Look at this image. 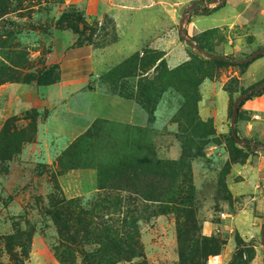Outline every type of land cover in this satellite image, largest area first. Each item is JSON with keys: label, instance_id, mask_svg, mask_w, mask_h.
Returning a JSON list of instances; mask_svg holds the SVG:
<instances>
[{"label": "rangeland", "instance_id": "obj_1", "mask_svg": "<svg viewBox=\"0 0 264 264\" xmlns=\"http://www.w3.org/2000/svg\"><path fill=\"white\" fill-rule=\"evenodd\" d=\"M193 1L0 0V85L69 69L80 84L57 102L0 86V264H59L60 245L79 260L107 229L148 264H264V92L238 102V140L229 129L234 98L264 83V50L213 57L264 49V0L196 3L224 2L208 15ZM65 47L81 51L52 61ZM140 79L152 103L133 122L86 111L89 91L132 95ZM204 238L211 254H193Z\"/></svg>", "mask_w": 264, "mask_h": 264}, {"label": "trees", "instance_id": "obj_2", "mask_svg": "<svg viewBox=\"0 0 264 264\" xmlns=\"http://www.w3.org/2000/svg\"><path fill=\"white\" fill-rule=\"evenodd\" d=\"M201 0H195L192 2L190 8H189V12L191 15H208L216 10H218L219 8H221L224 5V2L221 1L219 3H217L216 5L207 8V7H200L199 5H197L196 3L200 2ZM259 56V55H258ZM254 57H251L250 55L244 57V58H236L233 56H222L221 58H219V60L221 62H224L226 64H231V65H238V66H245L247 65ZM160 61V60H159ZM159 63V62H158ZM154 68H156V66H154ZM129 75H133V74H129ZM124 75H122L121 77H123ZM59 79V75L58 77L53 81H45L42 84L39 85H47V84H51L55 81H57ZM146 81V79H143ZM152 89L154 90V88L152 87L150 82H142V79L138 80L137 83L135 84V89L133 91V94H128L127 92L124 91V89H122L119 86H113L111 88H107L101 91L107 92V93H111V94H116V95H120V96H124V97H131L134 99L135 104L137 102H141L146 106H150V104L152 103V97H151V91ZM264 92V83H258L255 85H250L247 88H245L242 92H241V99L239 100V103L244 102L245 100L250 99V97L255 96V95H261ZM137 101V102H136ZM98 120L101 121H107L104 119H100V118H96ZM233 133H235V129L233 128ZM231 134V132H230ZM232 136V135H231ZM232 138H234L232 136ZM235 139V138H234ZM241 141H245V142H250L249 140H241ZM253 146L257 147L260 146V144L258 142L253 141L252 142ZM57 218L58 221V216H55ZM106 231L110 232L111 234V238H109V236H106L107 245L103 246L102 251L98 250V249H94L91 250L89 252H82L80 259L76 260V258H70L71 253H69V251L66 248V245H60L59 247H57L55 249V254L57 256L58 262L59 264H115L121 261H125L127 262V264H148L146 259L144 258V256L138 252L135 247L132 244H124L125 248L122 247L123 242H121L119 239H117V235L113 233V231H111L110 229H107ZM263 229L261 230V235H263ZM206 239L204 238V240L202 241V246L201 249H197L193 251V254H199L198 252H202L203 256H208L209 254H211L212 250H208L207 249V241H205ZM73 243V242H71ZM132 258H140L139 261L137 262H131ZM236 258V257H235ZM239 258V257H238ZM187 258H184L182 256H179V264H184L183 262H187ZM236 261H234V259L232 260V262L230 264H234ZM239 263L241 264H245L244 262H241L239 260ZM237 263V264H239ZM122 264V263H119ZM191 264H196L195 262L191 263Z\"/></svg>", "mask_w": 264, "mask_h": 264}, {"label": "crops", "instance_id": "obj_3", "mask_svg": "<svg viewBox=\"0 0 264 264\" xmlns=\"http://www.w3.org/2000/svg\"><path fill=\"white\" fill-rule=\"evenodd\" d=\"M223 7V6H222ZM221 7V8H222ZM220 9V8H219ZM76 51H81L79 48H63L62 50L53 49V51L49 54L51 55L52 61L62 60L63 57L69 56L67 60H70L73 56V53ZM70 53V54H68ZM60 66V70H61ZM73 70H65L59 72V79L51 83L52 91L55 90L56 93H51L48 91V86L50 85H36V86H29V85H18L15 86L11 85H0L6 87L7 90L16 89V92L21 93H29L33 94L36 98L42 97L47 102H57L63 99L66 95L75 89V87H80L78 80L70 79L72 76ZM81 83V82H80ZM79 85V86H78ZM45 86V87H43ZM42 91V92H41ZM95 100L101 102V109H98L95 105ZM135 101L131 97H124L116 94L107 93L100 90H91L88 93L87 101H86V111L89 108H92L95 112H101L96 114V116L101 117L100 119L108 120L111 119L113 122L118 123H131L134 121L135 118ZM99 111H97V110ZM94 118V117H92ZM110 121V120H108ZM209 261V259H208Z\"/></svg>", "mask_w": 264, "mask_h": 264}, {"label": "water", "instance_id": "obj_4", "mask_svg": "<svg viewBox=\"0 0 264 264\" xmlns=\"http://www.w3.org/2000/svg\"><path fill=\"white\" fill-rule=\"evenodd\" d=\"M264 49H257L256 51H254L250 56L251 57H254V56H257L259 54H261L263 52ZM214 58H221L222 56L221 55H213ZM241 95H238L234 98L233 100V103H232V109H231V113H230V122H229V129H230V132H231V135L236 139V134L233 133V125H234V122H235V118H236V113H237V104L239 102V100L241 99Z\"/></svg>", "mask_w": 264, "mask_h": 264}]
</instances>
